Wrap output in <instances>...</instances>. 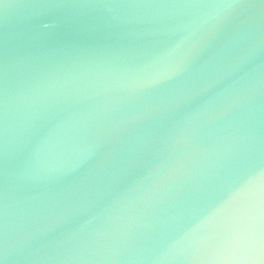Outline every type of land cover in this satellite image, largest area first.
<instances>
[{
	"label": "water",
	"instance_id": "obj_1",
	"mask_svg": "<svg viewBox=\"0 0 264 264\" xmlns=\"http://www.w3.org/2000/svg\"><path fill=\"white\" fill-rule=\"evenodd\" d=\"M250 181L264 0H0V264H236Z\"/></svg>",
	"mask_w": 264,
	"mask_h": 264
},
{
	"label": "clouds",
	"instance_id": "obj_2",
	"mask_svg": "<svg viewBox=\"0 0 264 264\" xmlns=\"http://www.w3.org/2000/svg\"><path fill=\"white\" fill-rule=\"evenodd\" d=\"M245 191L251 201L243 210L230 214L226 237L229 255L222 258L236 264H264V184L254 186L250 181L233 194L232 200Z\"/></svg>",
	"mask_w": 264,
	"mask_h": 264
}]
</instances>
